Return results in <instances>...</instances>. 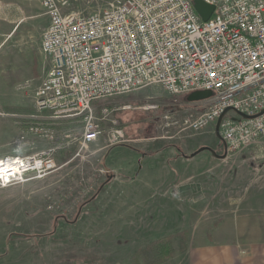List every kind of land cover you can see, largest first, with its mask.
Wrapping results in <instances>:
<instances>
[{
    "label": "rangeland",
    "instance_id": "374dc122",
    "mask_svg": "<svg viewBox=\"0 0 264 264\" xmlns=\"http://www.w3.org/2000/svg\"><path fill=\"white\" fill-rule=\"evenodd\" d=\"M42 1L0 0V160L55 164L40 177L0 186V264H135L137 251L165 237H172L175 256L203 238L214 240L221 216L263 203L264 139L225 158L208 151L191 157L205 146L219 156L226 151L216 126L187 129L191 114L203 113L189 94L153 85L96 102L103 135L88 148L81 145L80 119L30 118L37 116L32 82L40 67H49L39 64L49 25ZM84 4L79 0L74 10ZM23 78L29 81L18 84ZM103 105L125 135L114 145ZM148 105L157 108L144 110ZM32 124L51 133H25ZM129 163L136 165L132 175Z\"/></svg>",
    "mask_w": 264,
    "mask_h": 264
},
{
    "label": "built area",
    "instance_id": "2783aa9c",
    "mask_svg": "<svg viewBox=\"0 0 264 264\" xmlns=\"http://www.w3.org/2000/svg\"><path fill=\"white\" fill-rule=\"evenodd\" d=\"M78 1H42L49 25L41 50L49 67L33 94L37 116L30 118L80 119L81 145L88 148L103 135L96 102L159 85L170 95L211 92L192 101L203 110L185 121L192 131L216 126L231 109L220 129L228 153L264 139V0H202L215 7L206 22L194 0H84L76 11ZM100 111L115 127L110 144L119 143L125 135L109 119L114 110L103 105ZM25 133L51 130L32 124ZM9 162L39 177L55 166Z\"/></svg>",
    "mask_w": 264,
    "mask_h": 264
},
{
    "label": "crops",
    "instance_id": "0c3cea01",
    "mask_svg": "<svg viewBox=\"0 0 264 264\" xmlns=\"http://www.w3.org/2000/svg\"><path fill=\"white\" fill-rule=\"evenodd\" d=\"M1 47L0 45V53L2 51ZM41 54L44 59L39 64L45 65L48 60L42 50ZM21 69L19 67L16 71L22 74L23 70ZM46 71L47 68L42 70L40 67L38 69V75L36 76L38 80L32 79V81L35 80L32 82V86L36 87L35 89L32 88L33 91L40 86ZM36 77L34 76V78ZM24 79L18 84L29 81V79ZM29 89L31 88L29 87ZM189 95L192 96L193 94ZM117 147H113L110 153ZM142 160L146 166V158L143 157ZM116 168L118 169L117 166ZM126 168L133 169L130 175L136 171V165L134 164L129 163ZM119 176V172L114 175L115 178ZM244 209L245 212L239 211L241 215L232 211L229 215L221 216L212 233L214 240L209 242L203 238L197 244L189 245L186 251L175 255L163 264H264V201L256 207L248 203L244 206Z\"/></svg>",
    "mask_w": 264,
    "mask_h": 264
},
{
    "label": "water",
    "instance_id": "95a60500",
    "mask_svg": "<svg viewBox=\"0 0 264 264\" xmlns=\"http://www.w3.org/2000/svg\"><path fill=\"white\" fill-rule=\"evenodd\" d=\"M193 3H194V7H195L196 11L200 14L202 20L205 21V22L209 21L210 18L212 17V15H213V13H214L215 7L203 2L202 0H194ZM210 95H211V92H209V91L199 92V93L193 94L190 97V101L205 99V98H208ZM230 110L231 109H227L225 111V113L218 119V121L216 123V136L219 138V140H221V142L223 144H224V141H223V138L221 136V131H220L221 123H222V120H223L224 116ZM244 117L247 118V116H245V115H244ZM224 148H225V151H226V154L224 156H219L216 153V151L213 150L211 147L205 146V147H201L199 150H197L195 153H193L191 155V157H195V156L201 154L202 152L208 151L211 154H213V156H215V157L225 158L227 156V153H228L225 144H224Z\"/></svg>",
    "mask_w": 264,
    "mask_h": 264
},
{
    "label": "trees",
    "instance_id": "16d2710c",
    "mask_svg": "<svg viewBox=\"0 0 264 264\" xmlns=\"http://www.w3.org/2000/svg\"><path fill=\"white\" fill-rule=\"evenodd\" d=\"M145 255L144 261L147 264H163L174 256L172 237H165L153 241L145 249L135 254V264L141 255Z\"/></svg>",
    "mask_w": 264,
    "mask_h": 264
},
{
    "label": "bare ground",
    "instance_id": "6f19581e",
    "mask_svg": "<svg viewBox=\"0 0 264 264\" xmlns=\"http://www.w3.org/2000/svg\"><path fill=\"white\" fill-rule=\"evenodd\" d=\"M6 159L9 160L10 158H9V157H5V158H3V159H1V160H6Z\"/></svg>",
    "mask_w": 264,
    "mask_h": 264
},
{
    "label": "snow or ice",
    "instance_id": "6c2138e0",
    "mask_svg": "<svg viewBox=\"0 0 264 264\" xmlns=\"http://www.w3.org/2000/svg\"><path fill=\"white\" fill-rule=\"evenodd\" d=\"M4 171H5V172H8V171H9V169L5 168V169H4Z\"/></svg>",
    "mask_w": 264,
    "mask_h": 264
}]
</instances>
